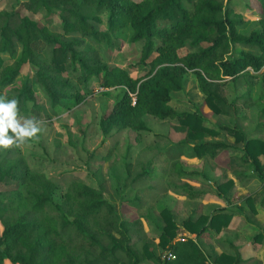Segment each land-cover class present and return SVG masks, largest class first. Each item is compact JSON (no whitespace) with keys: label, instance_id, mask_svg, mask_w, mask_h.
<instances>
[{"label":"trees","instance_id":"trees-1","mask_svg":"<svg viewBox=\"0 0 264 264\" xmlns=\"http://www.w3.org/2000/svg\"><path fill=\"white\" fill-rule=\"evenodd\" d=\"M231 1L23 0L21 5L29 13H57L61 29L41 24L16 7L0 10V95L19 100L18 119L43 121L45 110L36 96V85L54 113L59 108H77L95 80L103 88L119 87L112 109L99 119L105 137L113 130L127 128L149 132L146 115L170 119L186 129V137L178 146L190 145L195 158L204 161L203 169L197 172L185 169L179 160L170 162L161 152L159 156L154 154L140 162L141 170L130 182L131 187L157 177L173 187L177 180L187 178L189 184L181 187L182 194L188 199L202 198L207 192L195 188L190 178L211 177V162L221 151L233 149L237 153L231 155L229 166L235 170V177L219 183L217 195L229 196L238 179L248 182L251 176L260 180L264 192V139L250 137L238 124V100L255 104L251 92L258 80V101H264V0H257L263 14L261 27L249 33L241 31L248 22L231 7ZM126 28L130 29V42L141 46L140 64L111 66L108 54L121 49V35ZM237 48L241 50L233 53ZM221 49H230L229 55L218 58L216 53ZM147 63V73L131 76V68ZM27 66L32 71L20 86L14 85ZM189 71L195 74L209 108L235 118V126L211 128L204 124L201 113L179 112L172 106L171 93L183 89ZM239 80L247 88L229 101L224 86ZM263 116L264 106L260 112ZM222 131L242 147L204 139ZM35 141L31 138L23 144ZM23 144L0 147V264H142L145 260L154 264H210L197 241L177 237L181 232L197 236L210 230L221 232L233 218L234 212L218 207L210 214L195 213L178 223L172 210L164 205L160 214L165 226L158 237L162 252L157 253L149 244L143 221L124 218L103 189L74 181L62 189V200L56 201L58 185L46 173L32 170L22 151ZM161 157L167 164L158 167ZM237 166H251L252 173ZM131 167L128 163L127 172L132 171ZM129 180L128 176L124 185ZM155 189L139 186V194L125 203L140 210L144 207L141 194ZM255 196L256 192L248 196L250 205ZM233 247L231 254L216 255V264H243L242 252ZM168 252H173L175 259L164 257Z\"/></svg>","mask_w":264,"mask_h":264},{"label":"rangeland","instance_id":"rangeland-1","mask_svg":"<svg viewBox=\"0 0 264 264\" xmlns=\"http://www.w3.org/2000/svg\"><path fill=\"white\" fill-rule=\"evenodd\" d=\"M22 1L0 0V10L16 7L23 14H30L41 24H46L56 30L61 29V21L57 13L48 14L45 11L39 14L29 13L22 7ZM230 5L248 22L247 26L241 30L242 32L249 33L253 29L261 27L260 18L263 14L257 0H232ZM103 19L106 21L107 13L103 14ZM102 26L106 27V24L104 23ZM130 34V29H124L121 35V49L109 52L108 60L111 66L120 65L127 68L129 65L140 64L142 49L140 45L130 42ZM240 50L241 48H237L233 50V53ZM225 51V49L219 50L216 56L221 58L229 55L230 49ZM253 51L256 52V50ZM149 69L150 64L147 63L131 68L130 74L133 77H139L147 73ZM31 71L32 67L27 66L14 85L20 86ZM72 79H75L74 75H72ZM260 85L261 82L258 80L251 92L253 99L257 100L255 104L248 105L245 104V100H238L241 110L238 124L250 137L264 139V116L260 117L264 101H258ZM246 88L247 85L243 80H239L237 84L227 82L224 86V93L231 101L235 96L243 94ZM120 90L119 87L103 88L95 80L90 90H85L86 99L77 108L72 110L59 108L58 113H54L45 94L37 85L35 86L36 96L45 110L41 125L43 130L34 137L36 143L23 144L22 151L32 170L46 173L58 185L56 201L62 200V189L65 190L74 181H83L92 187L103 189L105 196L117 205L124 218L129 220L140 218L143 221L149 244L157 253L162 252V248L158 244V237L165 226V221L160 214L161 207L164 205L172 210L178 223L195 213L210 214L218 207L236 212L237 208L241 206L254 213L262 208L260 202L264 197V192L261 188L262 183L255 176H251L248 183L238 179L229 196L220 198L217 195V185L235 177V170L229 168V163L232 161L231 155L237 153L233 149L221 151L217 159L211 162V169H213L211 177L199 176L195 178L196 180L190 178L193 179L191 182L195 188L207 192L202 198L188 199L182 194L181 187L184 184H189L187 178L177 180L173 187L158 177L131 187L130 182L141 170L140 162L154 154L159 156L161 152L163 153L161 156H166L170 162L179 160L185 169L197 172L203 169L204 161L195 158L190 145L178 146V142L186 137V129L170 119L162 120L152 115H146L145 120L151 128L149 132L138 133L127 128L120 132L113 130L105 137L99 127V119L103 113L110 112L119 97ZM171 95V104L177 111L201 113L204 116V124L208 127L216 129L221 125L233 127L237 122L235 118L217 114L209 108L205 102V95L199 88L197 78L191 71L184 76L183 89L173 91ZM204 139L226 141L229 144L242 147V144H237L226 131H222L218 136L208 134ZM192 142L196 143L197 141ZM128 163L132 164L130 173L127 172ZM156 164L158 167L165 164V158L161 157ZM237 169L252 173L251 166L246 168L237 166ZM128 176L130 180L127 185H124ZM145 185L154 186L156 189L147 194H141L144 201L142 209L138 210L125 203V200H131L139 194V186ZM255 192L257 193L256 200L250 205L247 202L248 196ZM239 216L236 222H233L232 219L229 226L221 232L210 230L199 236L197 238L199 245L208 254L209 260L214 263L216 262L213 258L216 255L233 253L232 244H235L238 247L241 246L239 249L244 258L243 264H264V241L261 243L262 246L256 245L260 239L256 238L259 234L263 237L262 240L264 239V216L263 220H257L250 216V220L254 219L252 223L248 222L249 219L239 218ZM244 226L252 227V230H245ZM2 229L0 223V232ZM142 264L154 263L145 260Z\"/></svg>","mask_w":264,"mask_h":264},{"label":"clouds","instance_id":"clouds-1","mask_svg":"<svg viewBox=\"0 0 264 264\" xmlns=\"http://www.w3.org/2000/svg\"><path fill=\"white\" fill-rule=\"evenodd\" d=\"M18 106V99L0 95V147L9 148L14 144L19 146L43 130V121L24 117L18 119Z\"/></svg>","mask_w":264,"mask_h":264},{"label":"crops","instance_id":"crops-1","mask_svg":"<svg viewBox=\"0 0 264 264\" xmlns=\"http://www.w3.org/2000/svg\"><path fill=\"white\" fill-rule=\"evenodd\" d=\"M146 117V116H145ZM229 168H230V166H229ZM250 180H251V178H250ZM248 183V182H247ZM242 186H244V185H242ZM261 203V202H260ZM262 207V206H261ZM234 212V215H233V222H236V220L238 219V215H240L239 216V218L240 217H243V218H247V220H248V222L249 223H252V222H254V219L253 220H250L251 218H252V216L253 217H255L257 220L258 219H261V220H263V216H264V207H262L261 209H259V210H257V213H254V212H252V211H250V210H248V209H245V208H242L241 206H239L238 208H237V210H236V212L235 211H233ZM250 216H251V218H250ZM232 225V224H231ZM243 229H245V230H247V229H251L252 230V227H249V226H244V228ZM180 237H185V238H193L195 241H197V238H199V236H196V234H187L186 232H181V234H180V236H178L177 238H180ZM238 238H239V236H238ZM258 238H260L258 241V243L256 244L257 246H262L263 244H261L263 241H264V239L262 240V238L263 237H258ZM197 243H198V241H197ZM199 244V243H198ZM232 246H236V247H238L237 245H235V244H232ZM239 247H241V246H239ZM238 247V248H239ZM211 263H214L213 261H211V260H209ZM214 264H216V263H214Z\"/></svg>","mask_w":264,"mask_h":264},{"label":"built area","instance_id":"built-area-1","mask_svg":"<svg viewBox=\"0 0 264 264\" xmlns=\"http://www.w3.org/2000/svg\"><path fill=\"white\" fill-rule=\"evenodd\" d=\"M133 100H135V97L133 96ZM179 239H185V237H180ZM164 257H166L167 259H175V254L173 252H168L164 255ZM210 264H214V263H211Z\"/></svg>","mask_w":264,"mask_h":264}]
</instances>
